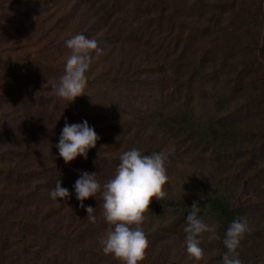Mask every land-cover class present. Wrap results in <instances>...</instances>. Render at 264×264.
<instances>
[{
  "label": "rangeland",
  "instance_id": "obj_1",
  "mask_svg": "<svg viewBox=\"0 0 264 264\" xmlns=\"http://www.w3.org/2000/svg\"><path fill=\"white\" fill-rule=\"evenodd\" d=\"M77 32L101 51L92 50L84 92L67 102L50 82ZM159 117L192 126L167 132ZM65 118L98 134L86 159L58 155ZM214 127L235 139L203 140ZM131 147L167 153L137 264H222L231 220L206 210L208 198L247 218L238 258L264 264V0H0V264H122L101 250L110 225L100 192L83 201L91 222L72 184L88 170L103 185ZM56 178L67 197L49 196ZM194 201L215 225L199 234V259L185 251L174 208Z\"/></svg>",
  "mask_w": 264,
  "mask_h": 264
},
{
  "label": "clouds",
  "instance_id": "obj_2",
  "mask_svg": "<svg viewBox=\"0 0 264 264\" xmlns=\"http://www.w3.org/2000/svg\"><path fill=\"white\" fill-rule=\"evenodd\" d=\"M64 44L71 53L64 62V71L58 81H51L50 87L55 94L68 101L80 95L86 83L85 72L89 68L92 50L99 53L97 41L77 32L65 39ZM98 134L86 119L69 123L67 118L61 128L56 149L58 155L67 163L80 155L87 158L88 150L95 146ZM167 153L152 151L142 153L137 147H131L119 154V163L114 175L103 185L96 178V171L78 170L79 175L72 184V191L86 211L89 221L95 222L93 207L83 203L85 198L100 192L103 198V218L109 223L108 230L99 237L101 250L111 253L122 264H137L144 256L147 238L142 228L150 197L160 199L164 192L163 185L168 181L164 161ZM69 189L61 186L56 178L49 191L52 199L64 198ZM185 251L199 259L202 249L199 246V234L212 231L215 225L207 224L200 215V206L194 201L190 211L184 217ZM249 231L248 220L244 216L233 218L225 228L222 243V264H242L237 251L239 241Z\"/></svg>",
  "mask_w": 264,
  "mask_h": 264
},
{
  "label": "trees",
  "instance_id": "obj_3",
  "mask_svg": "<svg viewBox=\"0 0 264 264\" xmlns=\"http://www.w3.org/2000/svg\"><path fill=\"white\" fill-rule=\"evenodd\" d=\"M178 29H180V26H178ZM190 122H191L190 120L187 121L186 123H182L180 121H177L176 119H169L168 120L164 117L157 118L158 127L165 126L167 128V132L181 133V132H185V131H190V129L188 130V128H190L192 126ZM220 129L221 128H219V127H214V130H212L211 132L209 131L207 134H202V139L205 140L206 138H208V141H209L210 138H214V139H212V142H214L215 144H218V145L225 144L226 139L228 137L235 139L236 134L231 133L230 132L231 129L230 130H228V129L227 130L226 129L220 130ZM190 205L191 204H188V206H187L186 204H184L183 206H177L174 208H179L183 212V215L185 217L187 212L190 211ZM201 205L206 207V210H210L212 213H218L219 215L225 216L226 218H229L230 220L235 218V216H234L235 212L229 208L227 201L224 198H214V199L208 198L207 200H204L201 203Z\"/></svg>",
  "mask_w": 264,
  "mask_h": 264
}]
</instances>
